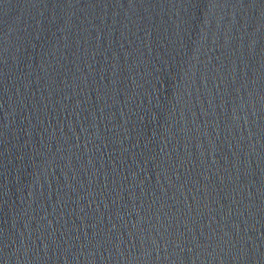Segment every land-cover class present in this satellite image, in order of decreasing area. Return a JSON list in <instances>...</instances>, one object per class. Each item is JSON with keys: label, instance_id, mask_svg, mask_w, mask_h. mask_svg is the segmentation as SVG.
<instances>
[{"label": "water", "instance_id": "95a60500", "mask_svg": "<svg viewBox=\"0 0 264 264\" xmlns=\"http://www.w3.org/2000/svg\"><path fill=\"white\" fill-rule=\"evenodd\" d=\"M0 264H264V0H0Z\"/></svg>", "mask_w": 264, "mask_h": 264}]
</instances>
